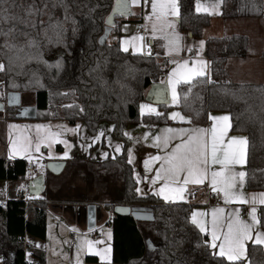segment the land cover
I'll return each mask as SVG.
<instances>
[{"label": "trees", "instance_id": "1", "mask_svg": "<svg viewBox=\"0 0 264 264\" xmlns=\"http://www.w3.org/2000/svg\"><path fill=\"white\" fill-rule=\"evenodd\" d=\"M113 2L0 0V10L7 8L9 17L7 22L0 20V63L5 65V71H0V93L4 89L33 95L35 121L81 124L91 135L101 123H107L112 126L113 138L123 142L121 154L114 158L95 163L74 157L66 161L65 168L67 174H79L86 184V189L75 191L72 202L92 203L89 190L105 180L108 185L99 203H104L111 213L116 204L152 209L153 222L111 214V264H228L213 256L206 246V236L189 220V206L165 204L152 195L142 197L136 193L124 130L129 125H163L168 121L170 107L161 106L159 116L139 115L145 91L159 81L164 70L152 56L121 50L117 18L113 27L115 42L99 41ZM179 4V29L201 38L211 16L197 13L195 0H179ZM30 6L32 15L28 14ZM221 18H264V0H222ZM6 41L11 47L5 46ZM204 48L211 82L197 78L187 99V86H179L177 107L190 124L197 126L207 123L210 112L230 114L231 132L244 134L249 140L246 190L264 192V84L233 83L226 68L229 60L248 56L249 39L237 34L211 37ZM261 58L264 60V51ZM6 119L17 120L14 109H6ZM27 167L26 160L8 161L1 155L0 181L28 182L34 176L25 175ZM53 178L45 171L46 180ZM33 198L37 200L36 207H28L26 213L19 201L0 204V264H25L20 241L24 233L45 240L47 203L40 197ZM246 256L247 262L240 264H264V248L260 245L249 244ZM32 257L31 264H45L43 250L33 248ZM85 262L99 264L94 256H86Z\"/></svg>", "mask_w": 264, "mask_h": 264}, {"label": "snow or ice", "instance_id": "2", "mask_svg": "<svg viewBox=\"0 0 264 264\" xmlns=\"http://www.w3.org/2000/svg\"><path fill=\"white\" fill-rule=\"evenodd\" d=\"M129 3L139 5L141 0H118L121 15L127 14ZM144 3H149V0H144ZM221 3L222 0H211V3L208 0H195V11L208 15L220 14ZM150 4L151 14L146 19L152 22V37L155 39L159 33L160 38L165 41L164 46L168 50L167 54L178 55L183 47L182 38L175 30V21L169 20V17H179L180 15L178 0H150ZM35 11L39 12V9ZM7 13V8L0 10V20L7 22L9 19ZM28 14H34L31 6ZM111 22L109 19L108 23ZM33 26L35 25L33 24ZM12 30L9 29V31ZM3 35L7 36L8 33H3ZM200 44L202 46L203 41ZM5 46L11 47L7 41ZM129 46L134 52L143 51L149 47L143 36H133L130 40L124 41L122 43L123 51L127 52ZM187 50L192 51L191 48ZM170 63H173L175 67L168 72L166 79L161 81L166 85V88L157 89L153 93L158 100L165 93H170L171 103L178 104L181 98V93L178 91L179 86H187V91L184 93V98L187 99L197 78L204 77L208 79V82H211L208 64L202 59L192 60L191 63L187 59L171 60ZM0 71H5V65L2 63H0ZM17 99V97H12L10 103ZM65 107H73V105H65ZM140 113L141 116L145 114L160 115L151 104H141ZM170 118L179 120L181 123H190V120L179 112H172ZM208 118L212 121L210 127L162 129L161 135L153 137L152 146L163 152V155L151 156L144 161V167L146 172L151 171V166L159 162V167L155 169V175L150 178L151 185L155 186L159 182V187L151 190L154 195L163 198L166 202L184 200L183 193L188 184L198 185L208 181L211 190L218 196H222L226 205L249 206L248 219L241 218L239 207L227 212L225 208H213L210 213V222L204 219L209 213L193 211L191 215V223L200 233L209 237V240L205 241L206 246L218 249L212 253L213 256L223 258L228 264H240V262L246 261L249 242L252 245L264 246V210L258 211L259 206H264V192L247 193L244 190L247 173L243 168L247 163L249 140L243 135H229L233 128L230 114L215 116L209 114ZM9 128L16 129L17 134L15 136L11 132L9 134L8 158L14 159L16 156H21L31 163L33 153H39L42 146L48 149L49 158H52V146L56 143L64 144L66 150L60 158H67L68 149L71 146L67 140L62 139V136L64 132H76L80 125L72 129L64 125H57L55 131L52 126L43 124L9 125ZM33 128L35 129L34 135L31 131ZM103 135L104 132L101 131L93 138V142L99 140ZM125 135L128 134L125 133ZM145 138H147V134H145ZM129 139L132 137L129 136ZM176 139H179V142L170 148L169 145ZM120 150L121 146L116 145L115 151L120 152ZM103 155L106 157L107 153ZM132 160V150L129 149L128 163H132ZM37 166L40 167V165ZM237 166L240 168L238 169ZM139 183L140 179L137 177V184ZM136 191L139 194L142 190L137 188ZM107 235L108 239H111V233L109 232ZM102 243L104 241L85 239L78 244L76 264H82L80 260L82 254L97 256L105 264H111L110 246L96 247ZM36 247H41V245H36Z\"/></svg>", "mask_w": 264, "mask_h": 264}, {"label": "crops", "instance_id": "3", "mask_svg": "<svg viewBox=\"0 0 264 264\" xmlns=\"http://www.w3.org/2000/svg\"><path fill=\"white\" fill-rule=\"evenodd\" d=\"M179 3V0H178ZM131 5V10H132V15L126 19H120L117 18L118 20H116V22L119 23V46L122 49V43L124 41H128L129 39V30L131 29V27H133V36H141V34L139 35L137 32L139 31H143V27H142V16H140L141 18V22L140 24L137 22L138 18L134 17L135 13H138L140 11V9L138 8L137 5ZM195 8V5H194ZM137 10V11H136ZM139 17V16H138ZM178 19V17H169V20H175ZM221 19V18H220ZM238 20H255L256 24L257 22H263L264 18H260V19H238ZM238 20H224L221 19L220 24L222 26H227L229 24H231L232 22H238ZM213 19L211 18V23L210 25L205 28L203 30V34L202 37L200 38L201 41L203 40V44L204 42L211 37H220V36H224V35H245L247 36V38L249 39V54L246 58L244 59H234V60H229L226 64V68H227V72L229 75V79L233 82V83H252V84H264V60L261 58V54L264 51V30L263 28H254V29H250L247 32H239L238 28L237 30L234 29L230 32H217V31H210V26H212L213 24ZM139 24V25H138ZM237 25V23H235ZM138 27V28H137ZM136 29V31H135ZM138 29V30H137ZM175 30L176 32L180 35V37L182 38L181 43H182V50L180 51V53L177 55L175 53L169 55L167 48L164 46L165 45V41L163 39L160 38V34H157V37L154 39L152 37V34H148V45L151 47V51L153 53V55H149L147 53H151L149 52L150 50H148L147 48L143 49V51L140 52V54L142 55H146V56H152L155 59L159 58V59H190L189 61L195 60V59H202L204 61L207 62L208 64V60L205 58L204 53H202V51L199 50V52L196 49V43H194V38L186 32H183L179 29V23L176 24L175 26ZM169 31H172L171 29H169ZM220 35V36H219ZM114 33H113V28H111L108 33H107V38L106 41H110L111 38H114ZM142 36L144 37L143 33ZM256 42L257 43V47H255V49H252V44ZM130 47V46H129ZM191 48L192 51H188L187 49ZM129 49H132L129 48ZM134 51V50H133ZM125 52V51H124ZM129 53V52H128ZM196 53V54H194ZM197 53H199V55H197ZM132 54H139V53H132ZM158 60V59H157ZM208 72H209V65H208ZM166 76L162 75L159 79V82H161L162 80H165ZM148 90V89H147ZM147 90L145 91V94L147 92ZM144 94V96H145ZM26 96L27 95H21V103L23 105V107H31L34 105V97L32 98L33 100L30 101V99L28 101H26ZM145 101V99H143ZM146 103L152 104L151 102L145 101ZM169 104H170V96H169ZM154 105V104H152ZM157 107V112L161 114V106L158 105H154ZM169 106V105H166ZM178 104H176L173 107H170L169 110H173V112H179L181 115H183L184 117H186L184 114L181 113V111L178 109ZM170 114L171 111H167V118L168 121L167 123L160 125V126H156V127H145L142 125H134L138 128V132L134 134V138L131 140V142H134L135 144V150H136V156H135V163L134 164H130L132 169H133V176L136 182V188H140L142 189V192L140 195L138 196H149L152 195L154 196L156 199L162 201L165 204H177V203H184L187 206H189L191 208L190 213H189V220L191 221V215L193 211L196 212H205V213H209L208 216L204 217L205 220L209 221L211 220V211L213 208L215 207H221V208H225L226 212L230 211L236 207H239L241 209V218L243 219H248L247 216V212H248V205H237V204H229L226 205L223 201L222 196H218L215 192H213L209 186V182L205 181L203 184H188L186 186V190L183 193L185 199L184 200H177L176 202H171L168 201L166 202L163 198L156 196L153 194L152 192V188H158L159 187V182L157 183V185L152 186L151 185V177L155 175V169L157 167H159V162L154 163L151 167L152 170L151 171H145V167H144V161L149 159L151 156H155V155H163V152H161L159 149H157L156 147L152 146L153 143V137L157 136V135H161V130L165 129V128H197V127H210L212 124V121L209 120V114L211 115H224V114H228L227 112H210L208 114L207 117V123L205 125H192L190 123H181L179 120H172L170 118ZM187 118V117H186ZM188 119V118H187ZM5 120H7L5 118V113L4 112H0V122L3 123L2 124V130H4L3 126H4V122ZM19 120V119H17ZM189 120V119H188ZM19 121H26V120H19ZM34 123L38 124L42 123L43 121H33ZM145 134H147V138H145ZM229 135H243L244 134H234L231 132H229ZM179 142V139L173 140L171 142V144L169 145V147L171 148L172 146H174L176 143ZM130 143V142H129ZM137 154H140L137 157ZM4 156L3 154L0 153V156ZM16 159H23V157H15L12 160H16ZM8 161H12L7 159ZM25 160V159H23ZM28 163H30L28 160H26ZM56 161H63V160H56ZM33 163V161L31 162ZM66 163V161H65ZM33 165H35L33 163ZM35 167V166H34ZM246 165L244 166L243 170H245ZM66 168V165H65ZM237 168L239 169L240 166H237ZM38 176V174L36 173V175L34 177ZM44 179H45V174L43 175ZM137 177H139L140 179V183L137 184ZM145 177H148V179H145ZM17 183V182H16ZM18 187L21 189H26L27 190V182H23V183H18ZM247 193H259V192H248L246 190V187L244 189ZM7 193V197L9 199H14L15 195L13 192V187L10 184H6L5 181H0V199L4 198V196H6ZM217 195L219 197V202L218 203H214L213 200V196ZM101 200V199H100ZM100 200H95V201H91L92 204H95V210H94V214L93 215H87L84 205H82L79 202H65V201H61L60 204L62 205H67V206H72L77 205L80 206L79 207V213L77 216V219H75V215H74V209L72 207V209L68 208L64 211H62L61 209H56L57 213L62 216L65 217L70 224L77 226V228L81 229V241L85 240L84 238L87 236H89L88 234L91 232H94L98 229H100L101 227L104 226V224H106L110 217H111V211L109 209H106L104 207V203H99ZM89 206V204L87 205ZM259 206L258 211L260 209ZM47 210V209H46ZM104 210H106L105 212H108V214L106 215ZM199 218V217H198ZM106 222V223H105ZM69 234H70V230H69ZM206 236V239L209 240L208 235L204 234ZM104 236V235H103ZM70 238V237H69ZM103 238V237H102ZM102 238L100 240H102ZM79 240V236L78 239ZM70 241V239H69ZM112 238L109 241L108 239L106 240V245L105 246H109L111 244ZM69 244V242H68ZM249 244H251V242H249ZM75 246V244L73 245ZM70 246V247H73ZM97 248H99L98 246H96ZM264 248V246H261ZM211 253L218 251V249H211L210 248ZM88 256V255H86ZM98 259L99 261V257L94 256ZM245 262V261H244Z\"/></svg>", "mask_w": 264, "mask_h": 264}, {"label": "rangeland", "instance_id": "4", "mask_svg": "<svg viewBox=\"0 0 264 264\" xmlns=\"http://www.w3.org/2000/svg\"><path fill=\"white\" fill-rule=\"evenodd\" d=\"M208 2L211 3V0H208ZM137 6L140 9V11L138 13H135L137 15H135L134 17L139 18L138 19V22H139L140 16H142L143 31L137 32L136 29H135V31L139 35L141 34V36L143 33L144 39L148 43V39H147L148 34L151 33V28H152V22L150 20L146 19V17L151 14L150 0H149V3H147V4L144 3V0H141V3ZM219 11H220V14L210 15L211 18L213 19V21H212L213 24L209 28L211 32L217 31L219 33L220 32L227 33V32H230L234 29L237 30V28H238L239 32H244V31L247 32L250 29H254V28H258V27L263 28V30H264V21L263 22H257V24H256L255 20H238V22H232L231 24L224 27L220 24V21L222 19L221 18V6H220ZM173 21H175V26H176V24L178 23V19L176 18ZM235 23H237V25ZM105 29H106V27H105ZM128 32H129V39H131L132 34H133V27H131V29ZM224 36H226V35H224ZM113 37L114 38H111V40L107 41V42L108 43L115 42V40H116L115 36H113ZM220 37H222V36H220ZM200 42H201L200 38L199 39L194 38V43H196L197 51L199 52V50H200V51H202V53H204L205 42L202 46H201ZM255 47H257L256 42H254L252 44V49H255ZM129 48H131V47H129ZM147 49L150 50L149 51V52H151L150 55H153V53L151 51L152 50L151 47L149 46V47H147ZM127 52L140 54L141 51H135L134 52L133 49H128ZM194 54H196V53H194ZM157 59H158L159 63H161L162 68L164 70L162 75H164L166 77H167L168 72L173 67H175V65L173 63H170V61L171 60H177V61L182 60V59H159V58H157ZM183 59H185V58H183ZM188 60H190V59H188ZM189 62L191 63V61H189ZM25 95H27L26 101H28L29 99H30V101L33 100L32 99L33 95H31V94H25ZM169 96H170V93H169ZM1 97H2V93H0V98ZM141 104H149V103H146L144 100L140 102L139 108H138L140 116H141V113H140V105ZM175 105L176 104L171 103V96H170L169 106L173 107ZM152 106L154 108H156V110H157L156 106H154V105H152ZM168 111H171V113L173 112L172 109L168 110ZM4 113H5V118H6V112H4ZM148 115L149 114H145V116H148ZM152 115H155V114H152ZM33 121H35V120H26V121L5 120L4 126H3L4 130H2V124L3 123L0 122V153L4 155V158L6 160L9 159L8 158L9 134H10V132L12 133L13 136H15L17 134V130L16 129H10L9 125H37ZM38 124L50 125V126H52L54 131L57 130L56 129L57 125H64L69 129L76 128L77 125H80V128L76 132H64V134L62 136V139L67 140L69 145L71 146L68 149L69 155L67 158H60L63 156V153L66 150L64 144H62V143H56L52 146V153H53L52 158H49L48 149L44 146L41 147V151L39 153H33V160L32 161L35 164L34 165L35 166L34 171H35V173L38 174V176L45 174L46 162H48V161L63 160L65 162L68 160H72L74 157H78L80 160L100 163L104 159H106L107 157L114 158V157L118 156L119 154H121V152H122L123 142L113 138V136L111 134L112 126L107 124V123H101L99 125L97 132L94 135L89 134L86 131V129L83 127V125H81V124L69 125L63 121L42 122V123L38 122ZM137 130H138V128L134 125H129L124 130V137L128 141V147H127V151H126L127 159H128V150L129 149L132 150V155H133V160H132V163H130V164L135 163V156H136L135 144H134V142H131V140L134 138V134L138 132ZM31 131H32V134L34 135L35 129L33 128ZM101 131L104 132V135L101 136L99 140L93 142V138L96 137L97 135H99V133ZM125 133H127L128 135H125ZM129 136H131L132 139H129ZM116 145L121 146L120 152L115 151ZM104 153H107L106 157L103 155ZM139 155L140 154H137V157ZM17 157H21V156H17ZM9 160H12V159H9ZM25 160H27V159H25ZM37 165H40V167H38ZM106 185H108V181H105V180H102V181L100 180L99 182L94 184L92 189L89 190V194L91 195L90 200L95 201V200L102 199L103 196H102L101 192L105 191V189L107 188ZM139 188H140V186H139ZM80 189H82V190L86 189V184H85L83 178L77 173L67 174V171L65 172V169L59 176H57L53 179H50V180L45 179V189L39 197L42 198L47 203V207H46V209H47L46 210V237H45V240L33 239V241H32L33 248H37V249L43 250L45 252V264H76L77 246H78V244H80L82 242L81 241V232L82 231H81V229L77 228V226L70 224V222L65 217L60 216L57 213L56 209H61L62 211H64L68 208L72 209V207H73V209H74L73 211H74V215H75L74 218L77 219L78 213L80 211L79 210L80 206H77L74 204L72 206H67L70 204L62 205L60 203H61V201L72 202L70 200L74 199L72 197L74 196L75 191H79ZM86 193H87V191H86ZM140 194L141 193H139L138 195H140ZM84 208H85L87 215H90V216L93 215L89 206L84 205ZM105 211L106 210H104V212ZM106 213L108 214V212H105V214ZM73 229H76V231H73ZM69 230H70V232H73V233H76L79 235V240L75 241V243H74L75 246H73V247H70L68 244L69 239H70L69 238L70 237ZM103 230H104V233H103L104 236L102 235L103 238L101 237L102 238L101 241H104V243L96 245L99 248L106 247L105 246L106 240L108 239L107 234L109 232L111 233V230H110V227L108 224H104ZM111 238H112V236H111ZM84 239L91 240V241H97L98 240V239L93 238L90 235L87 236V238L85 237ZM108 240L110 241L111 239H108ZM36 245H41V247H36ZM109 246L111 248V244ZM88 256H94V255H88ZM85 257H86L85 254H82L80 256V260H81L82 264H86ZM245 262H247V256H246ZM99 264H105V262H102L99 259Z\"/></svg>", "mask_w": 264, "mask_h": 264}, {"label": "water", "instance_id": "5", "mask_svg": "<svg viewBox=\"0 0 264 264\" xmlns=\"http://www.w3.org/2000/svg\"><path fill=\"white\" fill-rule=\"evenodd\" d=\"M132 15L131 5L129 3L127 14L121 15L119 11L118 0H114L113 6L110 14L105 20L104 35L101 36L100 42L104 43L107 38L108 31L114 27L115 19H126ZM109 19H111V23H108ZM179 22V20H178ZM166 88L165 84L161 82H155L150 85L148 88L144 99L145 101L151 102L154 105L158 106H166L169 105V93H165V95L161 99H157L153 93L157 90H163ZM12 97H17L18 99L11 102ZM167 101V102H165ZM0 112H6V109L12 108L15 110V117L19 120H35L36 119V108L34 106L31 107H23L21 103V94L15 92H7L5 97L0 101ZM66 163L64 161H48L46 162V171L52 176H59L65 169ZM45 189V179L43 175H39L33 177L27 182V193L31 197H39ZM89 208L94 214L95 204L89 203ZM112 213L116 216H131L135 221L138 222H153L154 217L152 214V209L149 206L145 205H121L116 204L113 207Z\"/></svg>", "mask_w": 264, "mask_h": 264}, {"label": "built area", "instance_id": "6", "mask_svg": "<svg viewBox=\"0 0 264 264\" xmlns=\"http://www.w3.org/2000/svg\"><path fill=\"white\" fill-rule=\"evenodd\" d=\"M7 92L3 89L2 92V97L0 98V101H2V98L5 97V94ZM25 175L27 176H35L36 173L34 171V165L32 163H28V167L26 168ZM6 184H10L13 187V192H14V199H9L6 196L4 198L0 199V204L5 205L8 201L14 200V201H19L23 204L25 213L28 207H36L37 200H35L33 197L29 196L27 193L26 189H21L18 187V184L14 182H9L5 181ZM214 203L219 202V197L217 195L213 196ZM112 214V213H111ZM109 221L106 223L108 224ZM104 227V226H103ZM103 227L100 229L89 233L90 236H92L95 239H100L104 233ZM78 234L70 232V241H69V246H73L75 241L78 239ZM21 244L23 247V260L25 264H29V262L32 263L33 257H32V252H33V246H32V241L33 238L29 236L27 233H24L22 238H21Z\"/></svg>", "mask_w": 264, "mask_h": 264}, {"label": "flooded vegetation", "instance_id": "7", "mask_svg": "<svg viewBox=\"0 0 264 264\" xmlns=\"http://www.w3.org/2000/svg\"><path fill=\"white\" fill-rule=\"evenodd\" d=\"M16 113V112H15Z\"/></svg>", "mask_w": 264, "mask_h": 264}]
</instances>
